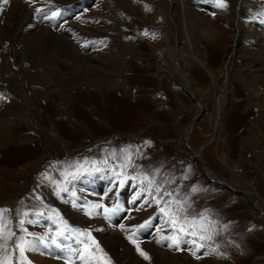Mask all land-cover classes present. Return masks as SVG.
<instances>
[{
	"label": "rangeland",
	"instance_id": "1",
	"mask_svg": "<svg viewBox=\"0 0 264 264\" xmlns=\"http://www.w3.org/2000/svg\"><path fill=\"white\" fill-rule=\"evenodd\" d=\"M20 1L31 31L0 13V260L264 264V0Z\"/></svg>",
	"mask_w": 264,
	"mask_h": 264
},
{
	"label": "snow or ice",
	"instance_id": "2",
	"mask_svg": "<svg viewBox=\"0 0 264 264\" xmlns=\"http://www.w3.org/2000/svg\"><path fill=\"white\" fill-rule=\"evenodd\" d=\"M8 3H9V0H0V13L3 12V7H2V5H6V4H8ZM217 3H218V4H223V0H217ZM37 12L39 13L40 10L38 9ZM150 183H151V182H150ZM157 190L159 191V189H157ZM64 191H67V189H64ZM193 191H196V189L193 188ZM74 206H75V204H74ZM95 207H96V208H100V207H102V205H95ZM81 210L85 211V214H86V215H91V213L87 212L86 209H81ZM117 210H118V209H117ZM5 211H6V210H4V209H0V240H3V239H4L3 232H4V229H5L6 225H5V219H4V215H3V213H4ZM108 211H109V209L105 208V212H108ZM161 211H163V209H161ZM97 214H99V213H97ZM24 215H27V214H24ZM106 218H108V217H106ZM28 222L31 223V221H28ZM24 223H25V220H24V219H21V220L19 221V224H20V226H21V229L24 230V231H26V229H23V228H22V226H23ZM173 223H175V221H173ZM121 227H123V226H121ZM80 231H82V232L85 233V234L88 233V230H80ZM177 231H183V228L178 229ZM9 235H10V236H14L15 234L9 232ZM29 235H32V234H29ZM207 238H208V239H211V237H207ZM42 239H43V238L35 237V236H33V238H32L31 240H27V239H25L24 237H18L15 241H13V243H14V247H15L16 249L19 250V253H20L21 258L26 259V256H25L26 252L37 250V245H38L39 243H41ZM93 239H94V238H93ZM165 239H169V240H171L172 237H165ZM200 239L203 240V239H205V237L201 236ZM21 242H22V243H21ZM193 243H195V241H193ZM53 244H54L57 248L61 247V245H60L58 242H56L55 240H53ZM46 246H47V245H46ZM170 246H171V245H170ZM201 247H203V245H201ZM137 250L140 251V254L143 255L145 259H149L147 253L141 251V250L139 249V247L137 248ZM101 251H102V249H101ZM212 251H216V250H215V249H212ZM193 254L195 255V252H194ZM105 255H106V254H105ZM81 258L83 259V257H81ZM0 264H4V262H3L2 260H0ZM28 264H31V262L28 261ZM85 264H87V261H85Z\"/></svg>",
	"mask_w": 264,
	"mask_h": 264
},
{
	"label": "bare ground",
	"instance_id": "3",
	"mask_svg": "<svg viewBox=\"0 0 264 264\" xmlns=\"http://www.w3.org/2000/svg\"><path fill=\"white\" fill-rule=\"evenodd\" d=\"M26 5V4H25ZM25 5L20 1V0H11V2H10V10H11V12H12V16L14 17L13 18V20L14 21H16V23H18L19 24V22L20 23H22V24H24V28H23V30L24 29H27L26 30V32L28 31H31L33 28H34V25H36L35 24V22H34V20H33V18H32V16H30V13H29V11L26 9V7H25ZM31 6V5H30ZM3 7V6H2ZM29 8V7H28ZM26 21V22H25ZM37 26V25H36ZM31 29V30H30ZM37 29V28H36ZM43 30V29H42ZM42 30H41V32H39L38 33V35L36 36L37 38L38 37H45L44 36V34L42 33ZM44 31V30H43ZM25 34H29V33H25ZM50 34V33H49ZM40 37V38H41ZM46 38H48V39H50L51 40V42L52 43H54V41H52V40H54V36L51 34V36H49V35H47L46 36ZM29 40V39H28ZM27 43H29V41H26ZM67 45V44H66ZM31 46H33V45H31ZM44 47V46H43ZM183 81H184V84L186 85L187 83H186V81L183 79ZM198 120V119H197ZM210 179V178H209ZM258 204H257V202L255 203V207L257 206ZM31 252V251H30ZM32 258L34 259H36V261L39 263V261H40V263H42V264H54V262H52V261H50L49 260V262L47 261V262H44V261H42L41 259H42V257L41 256H38L35 252L32 254Z\"/></svg>",
	"mask_w": 264,
	"mask_h": 264
},
{
	"label": "water",
	"instance_id": "4",
	"mask_svg": "<svg viewBox=\"0 0 264 264\" xmlns=\"http://www.w3.org/2000/svg\"><path fill=\"white\" fill-rule=\"evenodd\" d=\"M171 4H174V2H173L172 0H171ZM189 95L192 97V94H191V93H189ZM200 115H201V113H200V114L198 113V114L195 116V118H196V117H199ZM195 118H194V119H195ZM195 120H197V119H195ZM197 158H198V157H197ZM199 160H200V158L198 159V161H199ZM227 188H228V187H227ZM235 193H239V192H235ZM252 206H253V205H252ZM253 207H254V206H253ZM254 208H256V207H254ZM257 210H258V209H257ZM258 211H259V210H258Z\"/></svg>",
	"mask_w": 264,
	"mask_h": 264
}]
</instances>
